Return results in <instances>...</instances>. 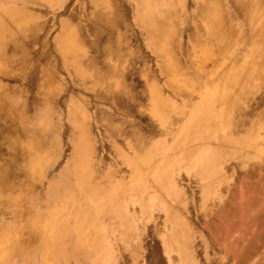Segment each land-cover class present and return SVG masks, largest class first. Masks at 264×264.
Instances as JSON below:
<instances>
[{"label":"rangeland","instance_id":"rangeland-1","mask_svg":"<svg viewBox=\"0 0 264 264\" xmlns=\"http://www.w3.org/2000/svg\"><path fill=\"white\" fill-rule=\"evenodd\" d=\"M197 3L0 0V83L7 108H24L13 124L0 110V180L10 189L0 190V264H264V181L246 187L238 174L240 161L264 159V123L248 115L244 131L238 125L239 109H263L261 89L246 84L250 104L217 103L226 91L202 75L214 66L206 51L217 49L185 36ZM132 31L144 32L139 84L129 74ZM42 70L53 107L38 101ZM204 133L221 138L220 151H188ZM203 162L222 179L209 181Z\"/></svg>","mask_w":264,"mask_h":264},{"label":"bare ground","instance_id":"bare-ground-1","mask_svg":"<svg viewBox=\"0 0 264 264\" xmlns=\"http://www.w3.org/2000/svg\"><path fill=\"white\" fill-rule=\"evenodd\" d=\"M2 13L5 12L2 11ZM14 15L15 14L13 13H8L7 15L5 14L6 18L9 19V21H12L13 24L20 26V21L15 20L16 18L14 19ZM147 20L151 23L149 25L153 24L152 28L156 26V22L151 15L147 18ZM165 21V17L161 16L162 25L167 22ZM186 29L189 30L187 34L185 33V36L190 42L200 44V42L204 40L210 41L217 49V54H213V56H210L208 54L209 51H206L207 57H205L203 63H211V65L214 66H212V72L209 75L207 73L205 74L204 72L202 73L204 77L203 82L205 85L211 87L212 89L216 88V90L218 87L223 88L224 91L222 94H224V92L226 91L227 95L224 94L223 96H219V99L221 100H219L217 103L224 102L227 105L231 106L233 104L236 105L238 100H241L247 104H250L251 98L249 97L248 92L246 91V84L254 83L253 86L255 87V89L256 87H259L261 89V91L257 95V105L260 108V106L264 104V0H198L196 6V13L191 19L190 25H188ZM169 31L170 30L167 29V33H169ZM161 32L166 34V28L159 29V34ZM177 33L180 34V31ZM169 37L171 38V33L168 38ZM247 44H249L250 47L244 50V46ZM181 47V40H178L177 49L172 50L170 48V55H176V53H178L179 48L181 49ZM158 51H160V53L163 55L160 49H158ZM227 61H231L230 67L228 68L226 67ZM239 61L243 62L239 63ZM163 70L168 71L166 65L165 67H163ZM212 75L215 77L214 79H211ZM42 76L44 77V79L41 82V85L44 87V91L42 93L41 100H39L38 98V101H41L42 103H46L48 105L50 104L53 107L54 102L52 98L48 96V92L46 91L48 86L47 83H49L50 80H47V77H45L44 70H42ZM193 76L196 78L200 76V74H193ZM172 84H169L172 89L181 90L178 85ZM3 89L4 91L10 90V88H7L6 86L2 87L0 83V110L3 111L2 117H4L5 120H7L8 118L12 121L11 118L13 116H16V114H19V112H22L24 108H22L23 110L17 111L16 113H12L13 111L7 108V102H9V99L7 97V93L5 94ZM203 99L201 101H203ZM155 102L157 103V101ZM238 111L239 115L241 116L240 119H238V125L241 126L239 129L240 131H244L243 126H247L246 117L248 115H251V117H257L258 120L264 123V107L261 111L254 110L255 112L250 110L246 111L242 108ZM42 116L47 118L52 117L44 113L42 114ZM194 120H196V118ZM23 128L24 127H22V129ZM231 130L236 131L237 124L236 127L233 125L231 127ZM249 130L252 129L246 128L245 132ZM166 134L170 135V133ZM206 135L207 134L204 133L201 138H191L197 139V141L195 145H193L194 143L187 144V147H189V150H187H191V152L197 149H202V151L204 149L208 151L216 149L220 151L222 148V143L220 141L221 138H217L215 141H211L209 140V138H207ZM239 143L241 146L246 145L243 139L239 140ZM12 144L15 148H17L16 145H18V148L21 147V150L25 154H27L28 149L21 146L19 144V140L16 137L12 138ZM256 144H251L252 150L254 152L257 151ZM203 161L205 162V160ZM239 163L247 165V169L241 170L238 173L240 178L239 180L246 183V187H258V184L264 181V169L262 168L264 167V159L258 164L244 161H240ZM203 165L206 166L207 170L205 171V173L206 176H208V178L210 179L209 181H211V179H222V176L218 174L217 171L209 169L206 163H204ZM23 166L24 167L22 168V172L26 173L27 177H32L34 171L33 167L28 163H25ZM65 172H67V170ZM2 182H5L6 184L4 183L5 185H3ZM2 186H4L5 188H3ZM0 190H10L8 178H6V180H0ZM229 207L230 203L225 201L224 209H227ZM177 263L181 264L179 260Z\"/></svg>","mask_w":264,"mask_h":264},{"label":"crops","instance_id":"crops-1","mask_svg":"<svg viewBox=\"0 0 264 264\" xmlns=\"http://www.w3.org/2000/svg\"><path fill=\"white\" fill-rule=\"evenodd\" d=\"M118 11H119V9H117ZM124 13H125V11H129V9L128 10H126V8H124L123 10H122ZM120 17V16H119ZM84 26H85V24H83ZM139 25V24H138ZM92 28H93V26H91V27H87V26H85V29H86V31H85V33H86V35H87V38L90 40V39H92ZM117 29H119V34L120 35H124V36H126V34L124 33V32H122V29L121 28H119V27H117ZM60 31H61V27H60V30H59V32L57 33V35H59V33H60ZM144 31H145V29H144ZM131 34V33H130ZM132 34H134V36H133V42L131 41V40H129V41H127L126 43L129 45V48H130V50H131V45L132 46H136V44L138 43V52L136 53V54H134V53H132V65H131V70H132V72L131 73H129L130 75H131V77H133V78H137L136 80L134 79L133 81L135 82V83H137V84H139V81L141 80V78L142 77H145V72H142V71H140V67L142 66V64L143 63H145V52H144V50H145V40H144V32H142V34H143V36L142 37H140V32H138L137 33V35H136V33L135 32H133L132 31ZM127 39H129V36H127L126 37ZM120 39H122L121 38V36H120ZM140 40L142 41V46H141V50H142V52H139V50H140ZM122 43V42H121ZM88 54H90V53H88ZM65 59V58H64ZM125 66V65H124ZM128 68H130L129 66H128ZM72 70V68L70 69V71ZM128 70L129 69H127V72H128ZM88 82V81H87ZM107 107V106H106ZM138 200H139V204L140 205H142L143 204V202L138 198ZM109 203H111V201L109 202ZM108 203V204H109ZM108 248H106L105 250L104 249H101L100 250V252H106V253H108L109 251L107 250ZM96 251H98V250H96ZM107 264V263H106ZM159 264H161V262H159Z\"/></svg>","mask_w":264,"mask_h":264}]
</instances>
